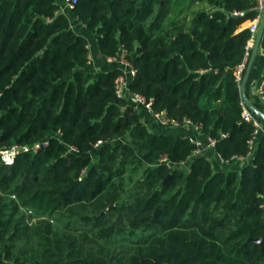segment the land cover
<instances>
[{"label":"trees","instance_id":"16d2710c","mask_svg":"<svg viewBox=\"0 0 264 264\" xmlns=\"http://www.w3.org/2000/svg\"><path fill=\"white\" fill-rule=\"evenodd\" d=\"M253 6L78 0L73 12L105 58L128 51L132 94L199 125L233 161L254 132L235 76ZM60 10L0 2V151L49 141L13 166L0 160V264H264V134L237 169L187 162L191 140L151 132L117 95L120 70H96Z\"/></svg>","mask_w":264,"mask_h":264},{"label":"built area","instance_id":"2783aa9c","mask_svg":"<svg viewBox=\"0 0 264 264\" xmlns=\"http://www.w3.org/2000/svg\"><path fill=\"white\" fill-rule=\"evenodd\" d=\"M67 7L69 9L74 10L75 6L78 3V0H65ZM255 16L251 22V25L249 26L250 30V38L248 40L247 46H246V52L244 55V58L242 62L236 67L235 69V76L239 82H242L243 76L245 74L246 68L248 66L252 50L255 45V41L259 32V28L262 22V19L264 17V0H254V6L251 9ZM244 12L236 13V15L244 16ZM89 59L91 61V56H89ZM109 63H116L120 65L117 69L120 70V74L116 78L115 81V90L119 97L121 98H130L131 101L137 105L136 107H142L146 109L149 113L153 114L155 118L158 120L159 124L165 127H172V128H178L183 125H189L195 127L196 130L201 131V127L199 125L193 124L189 120H185L183 123L174 121L170 119L166 113H154L152 109V105L150 102H147V100L144 97L132 94L130 92L129 86L130 81L136 77L137 70L133 64L128 59V51L126 49H121V51L114 57L107 58ZM259 94L261 98L264 100V83L259 87ZM243 121L250 123L254 127V132L252 134V137L248 141L249 145V152L244 157H235L232 159L233 161H241L245 162L249 160V158L252 157L255 151L257 138L264 134V126L263 121H261L257 116L254 115V113L247 108V106L244 104V111H243ZM227 135H223V138H226ZM193 145L195 146L194 150L192 151L191 155L188 158V161H191L198 157H206L207 151H214L216 153V144L217 141L209 136H207L206 143L200 140L196 139H190ZM102 142L96 144V148L100 147ZM49 141L44 140L41 143L35 144L33 146H22V145H15L11 148L3 149L0 151V160L1 162L6 166H13L18 158L19 155L23 153H37L41 149L48 147ZM70 150L74 153H79V150L74 147H70ZM217 154V153H216ZM218 155V154H217ZM219 160L222 163H229L231 161H225L220 155H218ZM8 161H11L9 163ZM187 162L185 164H187ZM172 166V164H170ZM261 208L264 210V196H263V202L261 205Z\"/></svg>","mask_w":264,"mask_h":264},{"label":"crops","instance_id":"0c3cea01","mask_svg":"<svg viewBox=\"0 0 264 264\" xmlns=\"http://www.w3.org/2000/svg\"><path fill=\"white\" fill-rule=\"evenodd\" d=\"M3 1H15V0H0ZM59 4L61 10L60 12L65 14L70 22L72 29L79 35L85 36L89 41V49L91 60L95 66L96 70L101 71H111L120 67L116 63H109L107 58H105L100 50L99 44L93 34H91L87 28L79 21L77 15L73 12L74 10L69 9L65 0H56ZM252 22V21H251ZM251 22H247L238 31L248 28L251 25ZM252 54V53H251ZM264 83V36L259 48V52L256 56L252 71L249 75V78L246 82V92L248 100L251 104L258 107L262 110L259 105H264L262 103V98L259 94V87ZM133 102V101H132ZM133 104H135L133 102ZM137 106V105H135ZM139 108V113L141 116L142 122L147 126V128L157 134H165L173 137L196 139L206 143L207 136L202 132L195 129L193 126L183 125L178 128L165 127L159 124L155 116L149 113L146 109L142 107ZM263 111V110H262ZM264 126V123H263ZM206 157L210 158L216 170H227L237 169L244 164V161H231L229 163H222L219 160L218 155L214 151H207ZM184 168L189 167V164H185Z\"/></svg>","mask_w":264,"mask_h":264},{"label":"water","instance_id":"95a60500","mask_svg":"<svg viewBox=\"0 0 264 264\" xmlns=\"http://www.w3.org/2000/svg\"><path fill=\"white\" fill-rule=\"evenodd\" d=\"M263 36H264V17L262 19V22H261V25L259 28V32H258L256 41H255L254 48L252 50V54H251L248 66L246 68L245 74H244L242 82H241V93H242L243 102L247 106V108L250 109L254 113V115L257 116L261 121L264 122V111L260 110L258 107H256L255 105L250 103V101L248 100V97H247V92H246V82H247V79L249 78V75L252 71L256 56L259 52V48H260ZM262 103H264V100H262ZM101 174H102V172H101Z\"/></svg>","mask_w":264,"mask_h":264},{"label":"clouds","instance_id":"9594fccd","mask_svg":"<svg viewBox=\"0 0 264 264\" xmlns=\"http://www.w3.org/2000/svg\"><path fill=\"white\" fill-rule=\"evenodd\" d=\"M9 163H11V161H8Z\"/></svg>","mask_w":264,"mask_h":264}]
</instances>
